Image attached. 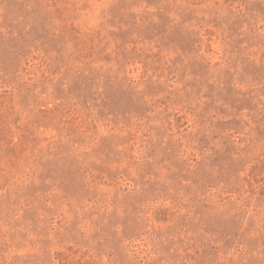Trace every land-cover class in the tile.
Here are the masks:
<instances>
[{
    "label": "rangeland",
    "instance_id": "1",
    "mask_svg": "<svg viewBox=\"0 0 264 264\" xmlns=\"http://www.w3.org/2000/svg\"><path fill=\"white\" fill-rule=\"evenodd\" d=\"M0 264H264V0H0Z\"/></svg>",
    "mask_w": 264,
    "mask_h": 264
}]
</instances>
